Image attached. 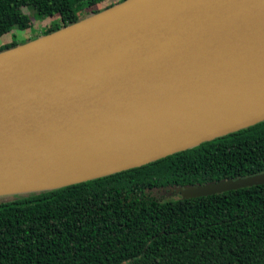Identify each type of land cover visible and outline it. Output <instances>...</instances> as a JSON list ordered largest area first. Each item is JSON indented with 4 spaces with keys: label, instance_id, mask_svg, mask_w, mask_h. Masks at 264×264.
<instances>
[{
    "label": "water",
    "instance_id": "water-1",
    "mask_svg": "<svg viewBox=\"0 0 264 264\" xmlns=\"http://www.w3.org/2000/svg\"><path fill=\"white\" fill-rule=\"evenodd\" d=\"M264 120V0H123L0 52V196L124 171ZM264 184V172L179 189Z\"/></svg>",
    "mask_w": 264,
    "mask_h": 264
},
{
    "label": "trees",
    "instance_id": "trees-1",
    "mask_svg": "<svg viewBox=\"0 0 264 264\" xmlns=\"http://www.w3.org/2000/svg\"><path fill=\"white\" fill-rule=\"evenodd\" d=\"M83 1L98 8L77 14ZM122 1L0 0V33L30 27L24 6L58 16L48 34ZM262 172L264 120L138 167L12 194L0 202V264H264V184L179 192Z\"/></svg>",
    "mask_w": 264,
    "mask_h": 264
},
{
    "label": "rangeland",
    "instance_id": "rangeland-1",
    "mask_svg": "<svg viewBox=\"0 0 264 264\" xmlns=\"http://www.w3.org/2000/svg\"><path fill=\"white\" fill-rule=\"evenodd\" d=\"M95 8L98 7H90L86 2L83 1L76 5L75 11L77 14H84ZM21 10L31 18L30 27L25 30L15 27L9 31H4L0 33V45L9 43L11 41H16L18 44H20L22 42H25L29 38H32L34 35L41 36L44 32H47L48 26L51 23L55 22L58 18L57 15L41 18L38 16L35 9L31 6H24L21 8ZM13 197L14 196L12 194L2 195L0 196V202L10 200Z\"/></svg>",
    "mask_w": 264,
    "mask_h": 264
}]
</instances>
